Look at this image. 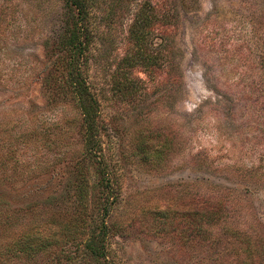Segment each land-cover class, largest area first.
Here are the masks:
<instances>
[{"label":"rangeland","instance_id":"374dc122","mask_svg":"<svg viewBox=\"0 0 264 264\" xmlns=\"http://www.w3.org/2000/svg\"><path fill=\"white\" fill-rule=\"evenodd\" d=\"M157 1L92 0L86 22L81 69L114 188L107 255L240 264L227 229L264 239V0H167L150 31L130 32ZM64 12L63 0H0V264H94L81 243L101 191L55 62ZM203 196L225 212L213 247L188 244L180 216Z\"/></svg>","mask_w":264,"mask_h":264},{"label":"trees","instance_id":"16d2710c","mask_svg":"<svg viewBox=\"0 0 264 264\" xmlns=\"http://www.w3.org/2000/svg\"><path fill=\"white\" fill-rule=\"evenodd\" d=\"M167 0L157 1L156 4L148 3L153 12V20L146 19L147 15L143 12V8H139L137 17L132 22L130 32H138V29L146 28L150 31L154 22L158 18L157 13L165 9ZM64 2V26L57 42V46L62 53L57 55L56 63H60L66 70V79L64 80L65 88L76 99L81 113L83 123V144L85 155L89 159H95L96 170L99 176L97 186L101 191L100 201L102 216L98 227H93L84 243L81 246L85 250L86 256L94 264H111L107 255L108 248L106 245L107 230L104 218L107 216L110 208V198L113 196V181L106 172V167L99 157V139L98 126L96 123L97 106L96 99L86 85L85 78L81 69L83 56L88 45V17L89 10L92 6V0H63ZM142 7V6H141ZM170 11V9L168 10ZM146 15V16H144ZM165 22L168 17H165ZM159 20V19H158ZM153 29V28H152ZM155 29V28H154ZM158 30V29H157ZM166 35L170 30L165 27ZM144 32H140L143 33ZM137 41L141 40L139 35L135 36ZM59 86V85H58ZM113 199V198H112ZM209 196H203L202 200L196 204H187L180 216L182 226L186 230V240L191 243L194 239H198L201 243L208 241L210 247L218 240L220 229V221L224 220L225 212L220 204L214 202ZM218 231H215V230ZM233 242L228 244V254L233 255L232 259H239L240 264H264V239L259 235L253 234L250 230L239 231L238 229H227ZM237 242V243H236ZM263 242V243H262ZM263 244V246H262ZM21 241L13 244V250H21ZM230 259L232 262L233 260Z\"/></svg>","mask_w":264,"mask_h":264}]
</instances>
